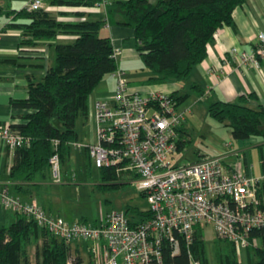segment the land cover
Masks as SVG:
<instances>
[{
  "label": "trees",
  "instance_id": "obj_1",
  "mask_svg": "<svg viewBox=\"0 0 264 264\" xmlns=\"http://www.w3.org/2000/svg\"><path fill=\"white\" fill-rule=\"evenodd\" d=\"M5 1V0H0ZM56 4L93 5L98 0H50ZM246 0H113L106 5V17L59 20L43 7L29 10L7 8L0 4V17L6 21L2 29L22 30L20 44H35L39 39H55L58 32H72L76 37L70 41L54 43L55 57L41 79L28 80L27 95L13 98V106L26 108L21 114L24 121L11 123L24 135L31 137L29 144L14 149V161L10 176L32 179L40 174L45 176L50 169L49 158L57 151L63 159L69 144L77 140L76 117L82 113L86 118L88 97L105 74L118 68L114 46L109 35H102L99 29L108 19L121 15L117 22L133 28L134 46L139 57L149 68L150 83L186 79L192 68L207 54V46L214 33L222 24L233 25L232 11ZM83 15V11H76ZM0 61L16 63V58ZM192 88H200L191 84ZM199 94H203L201 88ZM188 91H171L178 105ZM255 93L241 94L236 100L211 99L206 108L210 116L224 123L234 138L258 136L264 139V105L256 107L248 104ZM179 148L185 145L183 135ZM57 140V144H55ZM102 178L118 177L113 168L100 167ZM117 184V182H112ZM21 190L20 185H16ZM258 194L264 207V183L259 184ZM139 218L146 211H138ZM134 216V217H135ZM96 223V222H94ZM257 242L247 244L249 260L245 264H264V229L252 232ZM29 243L40 244V260L34 264H81L79 254L72 256L70 240L56 237L45 227L17 212L14 220L0 224V264H32L27 254ZM232 253L218 251L219 264H243L237 257V249L232 244ZM167 263L186 264L191 253L202 264H209L203 231L197 227L191 242L181 243V252L171 255L164 245ZM38 252V250H37ZM251 253L255 258H251Z\"/></svg>",
  "mask_w": 264,
  "mask_h": 264
},
{
  "label": "built area",
  "instance_id": "obj_2",
  "mask_svg": "<svg viewBox=\"0 0 264 264\" xmlns=\"http://www.w3.org/2000/svg\"><path fill=\"white\" fill-rule=\"evenodd\" d=\"M43 5L44 0L24 4L29 10ZM118 51L115 48V55ZM234 55L239 64L258 67L264 59V29L257 31L250 51ZM111 74L116 80L114 91L93 100L95 140L71 143L86 148L95 166L111 167L118 177L132 181L148 201L146 215L129 217L123 210L111 209L96 223L68 220L6 187L0 190V203L33 218L56 237L89 241L91 264H179L165 261L164 245L171 255L180 254L181 243L188 245L203 224L232 242L237 252L256 243L253 230L264 229L258 194L261 177L227 166L222 153H200L194 160L173 164L182 139L183 112L171 91L141 90L119 67ZM11 123H0V141L13 149L29 144L31 137ZM60 160L57 151L49 158L53 181L61 179ZM186 264L202 263L188 253Z\"/></svg>",
  "mask_w": 264,
  "mask_h": 264
},
{
  "label": "crops",
  "instance_id": "obj_3",
  "mask_svg": "<svg viewBox=\"0 0 264 264\" xmlns=\"http://www.w3.org/2000/svg\"><path fill=\"white\" fill-rule=\"evenodd\" d=\"M112 1L98 0L93 5L74 6L44 0L43 8L59 20L75 21L88 15L106 17V5ZM0 4L7 8H22L25 0H5L1 1ZM76 11H83L84 13L80 16L75 13ZM232 17L233 25L224 23L216 29L213 40L207 46L206 56L192 68L186 78V85L189 90H193L196 100L207 99L209 101L224 98L234 101L241 94L255 93V97L248 99V104L253 107L258 106L260 103L264 105V59H261L260 65L255 67L248 64H239L234 55L236 52L250 51L256 41L257 31L264 29V0L244 1L233 9ZM120 18L121 15L119 14L110 19L107 18L106 22L101 25L99 33L110 36L114 48H119L116 57L122 62L137 57L139 54L134 46L133 28L130 25L116 21ZM5 21L4 16L0 17V59L16 58V63L0 61V123L4 121L16 123L25 120L21 114L28 110L13 106L11 99L26 97L28 80L37 81L41 79L47 68L53 64L55 57L54 43L56 41H70L76 37V34L58 32L55 39H39L35 44L22 45L20 44L22 30L19 28H6V30H3L2 25ZM118 67L122 69L119 64ZM115 81V77L108 73L94 87L88 97L87 119L93 121L91 114L93 100L97 97L110 95L114 90ZM128 81L131 83L129 79ZM193 83L200 86L203 94H199L200 88L191 87ZM133 85L141 90L151 87L165 91L177 90L179 93L187 91L183 90L184 88L179 81L174 80L152 84L154 86ZM227 128L223 148L209 154H224V163L227 166L261 177V185L264 183V139L258 136L234 138L230 128L228 126ZM94 140L93 126V134H90L88 141ZM14 149L0 141V190L6 187L10 193L18 195L22 199H35L45 208L47 213L62 216L58 213L59 210L55 212L43 203V197H45L43 185L47 182L46 179H49L50 182L53 181L50 169L45 176L38 174L32 179L10 176V167L15 156ZM83 150L86 158H89L86 148ZM236 152L240 153L241 157H238ZM199 154L197 153L194 159ZM232 155L238 157V161L237 159L232 160L230 158ZM16 185H20L21 190H18ZM16 213L12 208L5 207L0 203V224H7L14 220ZM84 244L90 262L89 242L86 241ZM80 249V247L79 249H72L75 250L72 254L81 256Z\"/></svg>",
  "mask_w": 264,
  "mask_h": 264
},
{
  "label": "rangeland",
  "instance_id": "obj_4",
  "mask_svg": "<svg viewBox=\"0 0 264 264\" xmlns=\"http://www.w3.org/2000/svg\"><path fill=\"white\" fill-rule=\"evenodd\" d=\"M117 62L131 83L151 86L156 84L147 80L151 72L139 56L122 62L118 58ZM186 81V79L179 80L183 90H187L189 93L179 101L178 109L183 112L180 135L187 138V141L176 151L172 160L173 164L193 160L197 153L209 154L217 149H222L225 143V134L228 131L224 123L208 114L207 99H195V94L193 90L188 89ZM88 114L90 113L88 112ZM93 126V121L84 118L83 114L79 113L75 123L76 141H88L90 134H93ZM83 149L70 143L64 159L60 160V181L50 182L49 179H46L47 182L43 185L45 196L43 203L47 208L50 207L55 212L59 210L58 213L67 219L81 220L87 223L100 221L105 212L111 209L123 210L129 217L139 214V210L146 209L148 201L132 181L124 179V175L115 179L102 178L99 168L93 164L91 159L86 158ZM230 158L237 159L234 155ZM112 182H117V184L113 185ZM201 229L209 264H219L218 251L223 254H231V242L219 238L210 224H203ZM85 242L86 240L83 239L70 241L71 248L79 249L80 247L81 264H91ZM26 249L32 264L40 260V244L29 243ZM74 251L72 250V253ZM247 255L245 247H241L237 252V257L243 264L249 260ZM251 258H255L252 253ZM68 260H70L69 263ZM68 260L66 264H72L71 258Z\"/></svg>",
  "mask_w": 264,
  "mask_h": 264
}]
</instances>
